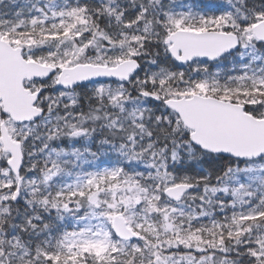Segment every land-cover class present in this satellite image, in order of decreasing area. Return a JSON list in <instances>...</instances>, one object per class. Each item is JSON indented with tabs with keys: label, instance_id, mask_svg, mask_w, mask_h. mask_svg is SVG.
Wrapping results in <instances>:
<instances>
[{
	"label": "snow or ice",
	"instance_id": "snow-or-ice-1",
	"mask_svg": "<svg viewBox=\"0 0 264 264\" xmlns=\"http://www.w3.org/2000/svg\"><path fill=\"white\" fill-rule=\"evenodd\" d=\"M0 264H264V0H0Z\"/></svg>",
	"mask_w": 264,
	"mask_h": 264
}]
</instances>
